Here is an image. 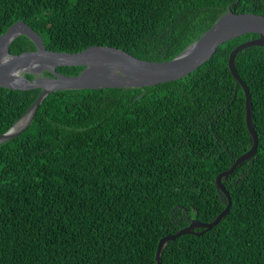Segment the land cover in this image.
<instances>
[{"label":"trees","instance_id":"1","mask_svg":"<svg viewBox=\"0 0 264 264\" xmlns=\"http://www.w3.org/2000/svg\"><path fill=\"white\" fill-rule=\"evenodd\" d=\"M228 5L264 15V0H0V34L21 19L49 50L108 45L164 61ZM256 36L229 39L176 80L49 93L28 127L0 142V264H155L162 236L213 220L227 204L215 176L251 146L227 59ZM34 48L25 35L9 44L11 54ZM235 68L251 95L256 151L223 179L228 214L168 241L160 264H264V47L238 52ZM39 91L0 87V133Z\"/></svg>","mask_w":264,"mask_h":264},{"label":"water","instance_id":"2","mask_svg":"<svg viewBox=\"0 0 264 264\" xmlns=\"http://www.w3.org/2000/svg\"><path fill=\"white\" fill-rule=\"evenodd\" d=\"M247 33H256L257 36L240 42L230 51L227 67L244 92L245 124L251 146L236 157L228 169L219 172L214 178V185L220 198L227 199L224 209L211 221L190 219L185 227L162 236L155 251V264H160L161 251L168 241L182 234L200 235L228 214L231 198L223 179L237 166L252 159L256 151L258 135L253 123L252 99L246 83L235 68V56L247 47H264V15L253 12L237 13L228 5L227 10L198 39L172 59L164 61L141 59L123 49L108 45H90L77 52L49 50L40 34L19 19L0 34V87L19 90L39 88L40 91L13 125L0 133V142L17 136L28 127L39 104L51 92L65 89L147 87L176 80L209 59L222 43ZM18 35H25L31 39L35 48L11 54L9 44ZM59 66H80L82 69L75 75H65L57 71L56 68ZM44 71H49L51 75H43ZM196 228L201 230L195 231Z\"/></svg>","mask_w":264,"mask_h":264},{"label":"bare ground","instance_id":"3","mask_svg":"<svg viewBox=\"0 0 264 264\" xmlns=\"http://www.w3.org/2000/svg\"><path fill=\"white\" fill-rule=\"evenodd\" d=\"M22 120H23V119H22ZM22 120H21V121H22Z\"/></svg>","mask_w":264,"mask_h":264}]
</instances>
